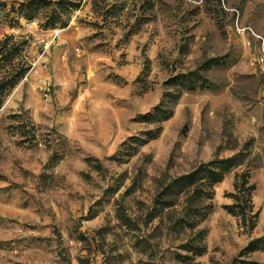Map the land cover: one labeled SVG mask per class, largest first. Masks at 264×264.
<instances>
[{"label":"rangeland","instance_id":"374dc122","mask_svg":"<svg viewBox=\"0 0 264 264\" xmlns=\"http://www.w3.org/2000/svg\"><path fill=\"white\" fill-rule=\"evenodd\" d=\"M263 48L264 0H0V264H264Z\"/></svg>","mask_w":264,"mask_h":264},{"label":"trees","instance_id":"16d2710c","mask_svg":"<svg viewBox=\"0 0 264 264\" xmlns=\"http://www.w3.org/2000/svg\"><path fill=\"white\" fill-rule=\"evenodd\" d=\"M209 61L217 62L216 57H211ZM240 163V160L237 154L229 155L226 157L211 159L206 162L199 163L193 170L181 174L177 176L173 182V185H179L181 187L192 186V188L188 189L190 192V196L201 195L203 193V188L200 189L196 186V182L200 179H204V186L208 185L212 187V185L220 181L223 177L227 169L233 165ZM246 173L248 172H240L237 174L235 182L233 184V191L231 192V196L234 199V205L238 207V211L242 213V215H246L247 210H251L250 206H248L249 193L250 190L253 189L254 184L248 183V177H246ZM192 194V195H191ZM173 204V200H168V205ZM194 247H199L198 245H194Z\"/></svg>","mask_w":264,"mask_h":264},{"label":"built area","instance_id":"2783aa9c","mask_svg":"<svg viewBox=\"0 0 264 264\" xmlns=\"http://www.w3.org/2000/svg\"><path fill=\"white\" fill-rule=\"evenodd\" d=\"M258 59H259V61H263L264 60V48H263V50L260 51Z\"/></svg>","mask_w":264,"mask_h":264}]
</instances>
